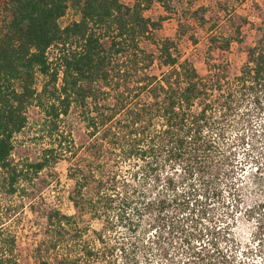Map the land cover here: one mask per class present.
Returning <instances> with one entry per match:
<instances>
[{
    "label": "trees",
    "instance_id": "1",
    "mask_svg": "<svg viewBox=\"0 0 264 264\" xmlns=\"http://www.w3.org/2000/svg\"><path fill=\"white\" fill-rule=\"evenodd\" d=\"M196 1L0 0V214L3 195L28 193L43 172L60 183V161L72 181L73 213L45 207L38 264H160L180 249L201 264L225 262L227 226L201 221L213 203L229 212L239 202L238 148L264 125L255 123L264 112V2L244 13L249 0ZM157 6L164 12L155 15ZM173 15L175 35L162 36ZM200 41L205 72L183 46ZM235 44L247 57L232 74L213 52ZM32 110L41 152L16 158ZM0 264H21L4 223Z\"/></svg>",
    "mask_w": 264,
    "mask_h": 264
},
{
    "label": "rangeland",
    "instance_id": "2",
    "mask_svg": "<svg viewBox=\"0 0 264 264\" xmlns=\"http://www.w3.org/2000/svg\"><path fill=\"white\" fill-rule=\"evenodd\" d=\"M130 3L133 0H122ZM252 0L243 5L241 11L246 13L249 11ZM264 2L263 0H258ZM215 0H197V4L211 5ZM245 8V9H244ZM155 15L164 12L161 6H157L154 11ZM177 16L173 15L164 22L161 30L162 36H174L177 30ZM201 32L200 30H198ZM254 40L252 34L247 38V43L251 44ZM188 55L193 57L196 65L201 72L206 71L205 54L208 49L205 41H200L198 45L191 43H183ZM214 58L219 62L228 63L232 74L239 72L240 67L246 60V52L244 45L235 44L229 51L213 52ZM36 112H31V125L19 137L20 141L17 146L15 157L26 158L32 160L39 158L42 145L35 139L37 125L33 118H36ZM264 122V112L256 120V125ZM76 135L79 141L86 139L85 128L82 122H78L76 126ZM251 134V132H250ZM248 143V144H247ZM238 158L245 160L242 168L238 169L237 192L239 202L234 207H223L221 203H213L212 211L203 217L201 223L203 226H209L214 221H218L221 226H227L226 238L221 240L220 248L226 253V258L221 259L225 262L222 264H264V254L262 249L255 243V235L259 230L258 212H264V125L259 126L257 135L248 137L245 144H241L238 148ZM57 174L61 182L57 180V175L53 171H45L40 179L35 181L28 193L17 192L13 196L3 195L2 201L5 208L0 214V224L11 230L17 236V252L19 254L21 264H38L34 257V248L43 238V232L46 227L45 207L60 205L64 211L73 213L74 208L68 199V192L71 188L72 181L67 178L68 164L60 161L56 165ZM225 198L229 197L228 192L224 193ZM42 199H46L42 203ZM229 202V201H227ZM235 201H233L234 203ZM44 204L40 210L33 211L31 204ZM9 208V209H8ZM231 211V212H230ZM226 213V214H225ZM225 214V215H224ZM220 220H222L220 222ZM94 227L100 228L99 222L93 223ZM209 234H205L194 241L197 249L200 250L208 244ZM205 253L207 252L203 249ZM204 253V252H202ZM218 256L219 253L215 255ZM189 257L182 249L170 254L168 259H161L160 264H201V259ZM159 264V263H157Z\"/></svg>",
    "mask_w": 264,
    "mask_h": 264
}]
</instances>
